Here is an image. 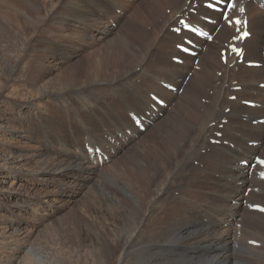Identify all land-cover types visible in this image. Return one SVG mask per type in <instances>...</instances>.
I'll return each instance as SVG.
<instances>
[{
  "label": "bare ground",
  "instance_id": "obj_1",
  "mask_svg": "<svg viewBox=\"0 0 264 264\" xmlns=\"http://www.w3.org/2000/svg\"><path fill=\"white\" fill-rule=\"evenodd\" d=\"M213 1L0 0V94L9 90L14 105L0 136L18 133L35 152H0L10 213L34 203L51 219L81 191L73 212L84 225H66L70 239L89 244L76 252L83 264H167L186 252L191 264H264V210L255 208L264 207V0L220 5L228 21L207 7ZM95 51L96 69L67 72ZM110 52L117 58L103 67ZM22 175L49 190L20 193ZM98 199L112 215L92 205ZM27 218L14 221L18 231ZM32 235L15 250L29 252V264H60L35 252Z\"/></svg>",
  "mask_w": 264,
  "mask_h": 264
},
{
  "label": "rangeland",
  "instance_id": "obj_2",
  "mask_svg": "<svg viewBox=\"0 0 264 264\" xmlns=\"http://www.w3.org/2000/svg\"><path fill=\"white\" fill-rule=\"evenodd\" d=\"M60 10L62 11V9H60ZM132 10L133 9H131V12L134 13V11L136 9H134L133 11ZM170 10H171V8H167V10L165 9V11L163 9V12H167L169 14ZM74 11H75V9H74ZM58 13H59V9H56V15L52 16V18L47 21V24H49V25L54 24L57 21L58 17H59ZM21 19H22L21 21H23L25 23L24 17L21 16ZM158 20L161 21V18L160 19L158 18ZM115 21H116V19H115ZM110 25H112V23ZM112 26L114 28L115 27L117 28V24L116 23H115V26L114 25H112ZM32 27H33L32 28V32L33 33L36 32L39 29L36 25H34ZM34 30H36V31H34ZM46 37H47L46 34H43V38H42L43 40L41 39V40H39L37 42V49H35V51H33V54L41 53V50H42L43 45L45 43L44 40L46 39ZM31 44H34V41H32V43H30V45ZM40 48H41V50H40ZM88 49H89V47H88ZM88 55H91V53H88ZM112 56H113L112 52H110V54H107V53L105 54L104 57H106V58L104 59L103 67H107L108 64L111 61L113 62L114 60H116L117 57H116V53L115 52H114V59H112ZM90 57L87 58L83 62L75 63L72 66L70 65L67 72H72V70H73V72H79L80 73V72H82L80 70H83V71H87L88 70L87 73H89V72H91L93 70V68L96 69L97 68L96 60L99 57H103V56H97L96 55V51H95V52L92 53V55ZM119 58H120V60L122 59L121 57H119ZM86 65H88V66H86ZM31 67H34V66L31 65ZM34 68H36V67H34ZM70 69H71V71H70ZM30 72L33 74V70H31ZM212 79L214 80V78H212ZM137 81L139 83H141V79H139V80L137 79ZM8 93H9V90H6V91L2 90V93L0 94V117L4 118V120L2 121V124L3 123L7 124V118H8V116H10V114H11L13 108H14V105L11 102H9V100L11 101L12 98H10L11 95H7ZM14 96L18 97V94H14ZM233 96H235V95L230 96V98L234 99ZM19 98H24V95L20 96ZM19 98H16V99H19ZM226 111H228V109ZM55 113H56L55 114L56 115L55 118H57V119L61 118L63 116V114L59 110H57ZM106 125L107 126H105V128L104 127L103 128L104 129H109L110 128V123L109 124L107 123ZM195 127H196V125L194 126V128ZM25 129H26V133L34 135V131H32L30 127L25 128ZM40 129L42 130V127ZM59 131H63V129L59 128ZM37 137H42V136L38 135V133H37ZM0 138H2L4 141H6L5 145H4L3 142H0V152H4L7 149L8 150H12L14 148H18V149L21 150V154H24V155L31 156V157L35 158L34 150L26 147V146H30V145L27 144L28 141L25 140L27 142L26 143L22 139V135H19L18 133H15V134L8 133V135H1ZM19 141H22L23 143H21ZM243 165H247V163L243 162ZM104 166H106V165H104ZM32 167L33 166H27V167H23L22 169L27 171V170H30ZM5 175H6V173H1L0 174V179L2 178V176H5ZM15 180L17 182L16 186L21 188L20 193H23V194H25L24 191L26 190V187H30L31 189H33V191L34 190H43L44 188L41 189V187H46V186H43V184H41L42 181L27 180V176H25V175L19 176ZM47 190H49V189L47 188ZM78 193L82 194L81 191H79ZM78 193L76 195L74 194L75 195L74 198H71L72 201H76L77 200L78 203H72V206L69 204L67 206V208H66L67 211L64 210L62 213H60L59 215L53 216V218H51V219H47L46 217H40L39 215H43L40 212L37 213V214H34L33 212H35V209L37 207H39L37 204H34V203H32L30 205V207H29V209L31 211V212L29 211L30 214L28 212H27V214L25 212L24 213L12 214L8 210L9 202H7V201H10V200H7V201L6 200H1L0 201V234H1L0 235V243H1L0 244V264L1 263L2 264H6V263L7 264H12V261L16 262V264H23V262H24V264H29L31 259L29 258L30 257V253L28 252V249H29V247L31 248V246H30L31 244H29V246L27 248L28 254L26 252L19 254L18 251L15 250L17 242H19L21 240L23 241L24 240V236H26L27 233L29 234V232H34V235H32L31 242L33 243V248H34L35 252L38 251V253H41V255H44L45 258H47V259L48 258H51V259L55 258V261L59 262L60 264H83L84 263L83 258L78 257L76 252L80 251V249H82V248L83 249H87L86 246H88L89 244H88V242H84L83 241V243H80V245H79L76 240H73V238L70 239L71 234H74V230H72V228L68 229L67 225H66V223L68 221L69 222H74V221L77 220V215L75 214L76 212L74 213L73 211H75V209L78 208L77 206H81L82 204H84V200H80L79 199V197L81 195L79 196ZM92 205L95 206L96 208H100V209L104 208V209L101 210L102 214H105V213L108 214V215L109 214H111V215L113 214V213H110V207L108 205H106V202H105L104 199L95 200L92 203ZM74 206H76V207L73 209L72 207H74ZM70 208L73 209L71 212H70V210H71ZM65 213L69 214V216L66 215ZM27 215L30 216V219L27 218L25 220L24 227H23L25 229L24 230L23 229L20 230L21 231V233H20V231H18L16 229L14 221H16L18 219H22V217L24 218ZM74 215H76V216L74 217ZM76 222H77V228L75 230L78 231L79 228L81 229L83 227L82 225H84V223L81 222V224H79L78 221H76ZM76 222H74V223H76ZM108 222L109 221L105 219V223H108ZM55 223H56V225H55ZM62 224H65V225H63L64 229L61 226ZM13 230H14V232H13ZM22 235H23V237H22ZM127 236H128V234L126 232H122L120 234L121 241H124ZM34 237H36V238H34ZM111 237H113V236H111ZM64 242H66V243H64ZM251 244H255V242L252 241ZM58 245H60V246H58ZM59 251L61 253H59ZM57 252H58V254H57ZM54 253H56L57 256H55ZM186 253H188L190 255L189 256L187 254H184L188 258H184L183 256H180L179 259L174 260L171 263H167V264H191V261H190L191 252H186ZM59 254H61L63 256H61ZM26 255H27V257H26ZM18 256H19V258L17 260L14 259V257H18ZM131 256H132V258L134 260L136 259L134 255H131ZM24 257H25V259H24ZM28 259H30V260L28 261ZM74 260H75V262H74ZM205 260L207 261L208 259L205 258ZM9 261H10V263H9ZM82 261H83V263H82ZM40 264H48V263L46 261H44V263H40ZM89 264H91V263H89Z\"/></svg>",
  "mask_w": 264,
  "mask_h": 264
},
{
  "label": "snow or ice",
  "instance_id": "obj_3",
  "mask_svg": "<svg viewBox=\"0 0 264 264\" xmlns=\"http://www.w3.org/2000/svg\"><path fill=\"white\" fill-rule=\"evenodd\" d=\"M224 4L225 7H235L234 4L229 3V0H215V3L209 2L207 7L211 8V9H216L218 5ZM241 11H243V9H241ZM221 12V16L223 17V19H225L226 21L229 20V17L224 15L223 10H220ZM236 24H240L241 21L236 20L235 21ZM223 55V54H222ZM261 164H264V160L260 161Z\"/></svg>",
  "mask_w": 264,
  "mask_h": 264
}]
</instances>
